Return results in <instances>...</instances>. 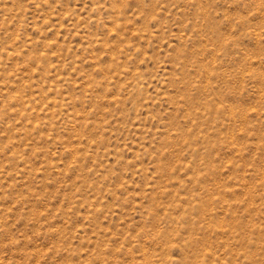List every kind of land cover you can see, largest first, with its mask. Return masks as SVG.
Returning a JSON list of instances; mask_svg holds the SVG:
<instances>
[{"label": "rangeland", "instance_id": "obj_1", "mask_svg": "<svg viewBox=\"0 0 264 264\" xmlns=\"http://www.w3.org/2000/svg\"><path fill=\"white\" fill-rule=\"evenodd\" d=\"M0 264H264V0H0Z\"/></svg>", "mask_w": 264, "mask_h": 264}]
</instances>
